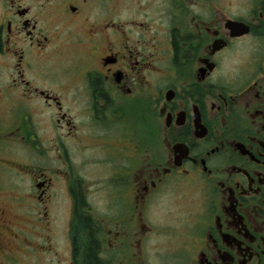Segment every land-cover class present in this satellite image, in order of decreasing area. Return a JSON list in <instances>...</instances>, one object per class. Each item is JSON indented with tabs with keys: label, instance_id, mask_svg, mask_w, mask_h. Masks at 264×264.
<instances>
[{
	"label": "flooded vegetation",
	"instance_id": "1",
	"mask_svg": "<svg viewBox=\"0 0 264 264\" xmlns=\"http://www.w3.org/2000/svg\"><path fill=\"white\" fill-rule=\"evenodd\" d=\"M81 218L96 264H264V0H0V264H86Z\"/></svg>",
	"mask_w": 264,
	"mask_h": 264
},
{
	"label": "trees",
	"instance_id": "2",
	"mask_svg": "<svg viewBox=\"0 0 264 264\" xmlns=\"http://www.w3.org/2000/svg\"><path fill=\"white\" fill-rule=\"evenodd\" d=\"M78 235H82V237H80L81 239L84 238V241H82L81 239H79V241H82L83 245L85 246V252H84V260L86 261V264H96V259L94 257V245H93V241L91 240V236L88 234V236L86 235V233H84V228H89V224L87 222L86 218H81L78 219ZM84 235V236H83Z\"/></svg>",
	"mask_w": 264,
	"mask_h": 264
},
{
	"label": "rangeland",
	"instance_id": "3",
	"mask_svg": "<svg viewBox=\"0 0 264 264\" xmlns=\"http://www.w3.org/2000/svg\"><path fill=\"white\" fill-rule=\"evenodd\" d=\"M96 187H92L91 190L93 191V193L90 195V204H91V207L93 209V211L98 214L99 216H102L100 214L104 213L105 210H104V207L105 205L103 204V202L100 200L97 199V197L99 196V193L96 194ZM106 213V212H105Z\"/></svg>",
	"mask_w": 264,
	"mask_h": 264
}]
</instances>
